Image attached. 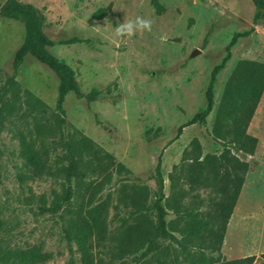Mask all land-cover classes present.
Returning <instances> with one entry per match:
<instances>
[{"label":"rangeland","instance_id":"1","mask_svg":"<svg viewBox=\"0 0 264 264\" xmlns=\"http://www.w3.org/2000/svg\"><path fill=\"white\" fill-rule=\"evenodd\" d=\"M19 1L31 3L43 13L44 31L53 41L49 51L73 69L82 97L68 92L58 107L57 76L30 55L13 70V55L23 41L24 26L0 15V85L7 75H13L22 89L47 104V113L38 121L50 126L61 119L59 129L36 137L48 151L53 174L23 181L18 178L25 170L18 154L19 141L21 136L35 138L36 117L19 111L2 121L0 252L35 244L49 254L46 261L36 264H68L70 258L80 264L75 244L64 233L68 213L63 206L47 208L56 193L68 190L72 197L76 195L75 177L61 170L70 163L66 141L71 134L88 136L128 169L113 174L99 193L100 199L110 196L109 229L115 231L120 218L129 212L122 206L118 214L112 209L121 187L146 186L150 197L160 192L167 196L172 190L170 174L191 149L193 139L198 140L201 158L217 156L223 150L227 143L212 134L223 91L239 60L264 63V21L255 22L257 8L251 0H158L164 8L160 14L151 0ZM99 14L102 18L98 19ZM137 17L150 20L151 30L137 31L132 37L115 34L119 23ZM235 34L240 35L213 83L212 110L204 122L178 132L180 125L203 108L211 70L225 57ZM71 37L79 41L63 42ZM246 133L256 138L252 154L242 155L227 144L249 169L226 225L220 248L225 259L258 257L264 252V89ZM158 160L161 189L155 175ZM182 187L187 189L186 184ZM209 189L198 192L206 197ZM38 195L46 197V209L39 207ZM172 217L168 211L166 220ZM175 246L174 240H160L155 254L140 255L143 248L136 258L128 254L116 258L104 247L94 251L100 264H156V258L167 262Z\"/></svg>","mask_w":264,"mask_h":264},{"label":"trees","instance_id":"2","mask_svg":"<svg viewBox=\"0 0 264 264\" xmlns=\"http://www.w3.org/2000/svg\"><path fill=\"white\" fill-rule=\"evenodd\" d=\"M251 1L257 8L255 22L264 21V0ZM151 3L157 14L164 10L158 0H151ZM0 15L20 21L24 26L23 41L13 55V70H17L24 57L30 55L57 76L58 107L68 92L82 97L73 69L49 51L53 41L44 31L45 17L40 9L31 3L5 0L0 2ZM96 18H102V14ZM239 35L233 36L225 57L211 70L203 108L180 125L178 132L189 124L204 122L212 110L215 77L224 67L230 56V47ZM77 41V37H71L63 42ZM263 89L264 63L249 59L239 60L233 68L228 86L223 91L212 134L215 138L233 145L242 155L252 154L256 145V138L247 134L246 128ZM87 98L92 99V95ZM19 111H27L28 116L34 119L36 117V135L35 138H20L18 154L25 170L18 173V178L23 181L42 174H53L48 163V151L42 144L37 143L36 137L59 129L61 119L50 126L38 121L47 113V104L28 89H22L13 75H7L0 85V126L3 120ZM227 144H223L219 155L206 154L201 158L198 140L193 139L191 149L184 152L182 162L170 174L172 190L167 196L160 192L150 197L146 186L126 184L121 187L112 209L118 214V209L122 206L128 208L129 212L120 218L121 223L111 232L108 220L110 196L100 199L99 193L110 182L113 174H122L128 172V169L88 136L82 133L71 134L66 141L70 163L61 170H67V175L75 177L76 195L72 197L68 190L56 193L47 208L57 209L63 206V210L68 213L64 233L67 240L75 244L80 264H100L95 259L94 251L100 247L107 248L116 258L124 254L136 258L143 248L140 255L155 254L160 240H174L176 246L168 254L167 262L156 258V264H253L257 260L264 262V252L258 257L247 255L234 259H225L220 255L228 219L249 169L248 163L233 154ZM155 175L161 189L163 180L160 160L156 164ZM89 177L95 178L87 179ZM183 184L187 185V189L182 187ZM202 188H210L206 197L198 192ZM34 196L31 194L29 198L33 199ZM186 197H189L188 200ZM160 198L163 199V204H160ZM37 199L39 207L46 209V197L38 195ZM168 211L173 217L166 220ZM165 249L168 250L167 247ZM0 254V264L8 261L36 264L49 257L47 252L35 244L26 248L8 249ZM68 264H74L72 258Z\"/></svg>","mask_w":264,"mask_h":264},{"label":"clouds","instance_id":"3","mask_svg":"<svg viewBox=\"0 0 264 264\" xmlns=\"http://www.w3.org/2000/svg\"><path fill=\"white\" fill-rule=\"evenodd\" d=\"M151 21L143 19L141 17H137L135 20L129 19L127 22L119 23L118 26L115 28V34L117 36H128L132 37L135 35L137 31L151 30Z\"/></svg>","mask_w":264,"mask_h":264}]
</instances>
